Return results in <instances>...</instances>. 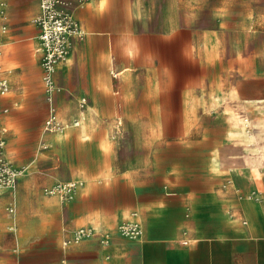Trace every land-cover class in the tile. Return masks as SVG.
Segmentation results:
<instances>
[{
  "label": "crops",
  "instance_id": "obj_1",
  "mask_svg": "<svg viewBox=\"0 0 264 264\" xmlns=\"http://www.w3.org/2000/svg\"><path fill=\"white\" fill-rule=\"evenodd\" d=\"M0 2V65L11 85L0 94V136L7 156L29 166L15 190H0V264H264V144L236 157L215 146L206 161L195 150H163L155 160L118 157L112 132L130 113L123 77L136 75L128 89L142 90L137 100L152 89L170 97L171 66L154 59L158 0H89L76 9L86 33L57 68L55 104L63 121L80 124L63 132L44 129L39 0ZM245 106L264 119V103ZM232 155L238 170L226 165ZM69 181L76 185L67 194L49 192ZM131 221L140 222L142 236L121 234ZM82 226L95 234L63 247Z\"/></svg>",
  "mask_w": 264,
  "mask_h": 264
},
{
  "label": "rangeland",
  "instance_id": "obj_2",
  "mask_svg": "<svg viewBox=\"0 0 264 264\" xmlns=\"http://www.w3.org/2000/svg\"><path fill=\"white\" fill-rule=\"evenodd\" d=\"M167 18L170 24L160 23ZM154 20V59L171 66L170 97L159 99L152 89L137 100L142 90L128 89L136 75L123 77L121 98L130 113L112 132L119 159L195 150L206 161L215 146L236 157L263 145V114H252L245 102L264 103V0H158ZM213 86L219 93L211 94ZM235 157L225 162L238 170Z\"/></svg>",
  "mask_w": 264,
  "mask_h": 264
},
{
  "label": "built area",
  "instance_id": "obj_3",
  "mask_svg": "<svg viewBox=\"0 0 264 264\" xmlns=\"http://www.w3.org/2000/svg\"><path fill=\"white\" fill-rule=\"evenodd\" d=\"M87 1L89 0H39L40 13L36 18L40 27L37 50L41 54L42 81L48 102V115L44 124V129L48 132H63L71 125L80 124V118H74L72 122H65L60 117L55 104V95L62 88L57 84L55 74L58 66L68 61L75 42L85 36L86 32L76 15V9L83 6ZM5 5V2L1 3V14L4 12ZM10 89V81L2 74L0 65V94H6ZM86 101V98H82L80 105L83 106ZM121 124L122 120H118L116 129H119ZM5 130L6 128L2 129V131ZM28 169L29 166L17 165L7 156L6 138L3 135L0 136V190L4 188L15 190L20 177L24 176ZM75 185V181L59 183L49 192H59L65 195ZM8 209L14 212V206H9ZM120 232L124 236L137 238L143 235V228L140 222L131 221L124 223ZM94 234L90 227L76 228L62 239V245L68 248ZM100 235L104 244L110 241L107 234Z\"/></svg>",
  "mask_w": 264,
  "mask_h": 264
}]
</instances>
